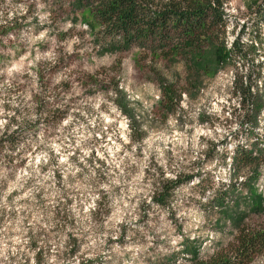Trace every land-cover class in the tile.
I'll use <instances>...</instances> for the list:
<instances>
[{"label": "rangeland", "instance_id": "1", "mask_svg": "<svg viewBox=\"0 0 264 264\" xmlns=\"http://www.w3.org/2000/svg\"><path fill=\"white\" fill-rule=\"evenodd\" d=\"M258 3L226 0L225 25L218 40L195 53L201 64L194 73L187 58H166L150 42L127 45L122 37L113 40L94 17V0L0 1V11L6 13L0 16V24L6 25L0 30V120L6 121L0 134L10 117L17 126L10 125L9 132L18 127L17 146L0 155V198L13 184L23 183L24 189H13L7 196L11 204L32 187L35 179L22 172L34 176V169L43 175L51 168L55 187L64 193V199L54 204L45 199L44 188L35 193V208L45 216L51 213L49 222L55 227L45 230L37 225L36 231L24 221L31 238L28 248L39 249L41 264L52 255L58 261L78 259L79 264H182L190 259L189 246L206 257L233 242L242 224L264 229V162L236 174L228 158L241 147L264 159V114L257 126H251L250 105L244 100L248 87L264 94V14L256 11ZM214 43L230 52L223 56L225 62L217 58ZM101 114L113 122L84 146L104 144L114 133L122 146L116 159L123 161L117 168L95 151L87 158L96 172L92 194L98 193L100 199L87 217L78 200L77 218L69 209L70 196L80 193L63 186L64 166L51 145L79 124L101 131ZM69 117L72 120L65 126ZM93 117L97 128L88 123ZM122 123L127 128H121ZM100 150L107 159V148ZM45 152L48 164L37 165L36 155ZM80 155L77 149L70 161L78 163ZM175 175L191 180L176 190L171 210L152 205L149 195L154 185ZM82 178L78 173L76 178L69 176V182ZM100 184L108 185V190ZM32 214L19 213L29 219ZM16 216V211L0 206V228ZM62 233L67 240L53 252L48 241L59 243ZM89 236L96 245L84 249ZM41 238L43 247L38 243ZM19 256L22 264H31L27 252ZM0 264H18L17 256L0 257ZM250 264H264V253Z\"/></svg>", "mask_w": 264, "mask_h": 264}, {"label": "trees", "instance_id": "2", "mask_svg": "<svg viewBox=\"0 0 264 264\" xmlns=\"http://www.w3.org/2000/svg\"><path fill=\"white\" fill-rule=\"evenodd\" d=\"M1 1V0H0ZM257 12L264 14V0H258ZM94 17L107 30V34L122 37L127 45L132 42H150L166 58L182 56L188 59V68L195 73L201 64V59L194 56L208 46L213 40H218L220 28L225 25L223 5L226 0H166L155 3L152 0H94ZM257 3V2H253ZM0 16L6 13L0 11ZM6 28L0 24V30ZM217 47V58L225 62L230 52L223 45L214 43ZM217 59V60H218ZM227 59V57H226ZM227 62V61H226ZM244 100L250 105L247 118L251 126H257L258 118L264 114V94L247 88ZM17 126L14 117L9 118V124L0 134V155L4 149L13 150L17 146L16 129L9 132L10 125ZM142 136L140 135V138ZM231 166L236 174L243 170L259 168L264 162L256 155L238 147L231 156ZM191 177L175 175L172 178L158 181L149 195V202L161 209L171 210L173 196L177 189L188 183ZM221 195H216V199ZM215 199V200H216ZM95 212L93 213V215ZM189 261L182 264H250L252 259L264 253V229L251 228L242 224L234 241L217 247L210 255L202 257L198 249L187 247ZM41 253H36L37 264H41ZM180 264V263H178Z\"/></svg>", "mask_w": 264, "mask_h": 264}, {"label": "clouds", "instance_id": "3", "mask_svg": "<svg viewBox=\"0 0 264 264\" xmlns=\"http://www.w3.org/2000/svg\"><path fill=\"white\" fill-rule=\"evenodd\" d=\"M243 23V21H241ZM41 35H44L42 33ZM158 98V97H157ZM104 117V126L102 127L101 131H90L84 124H79L78 127L72 128L67 134L64 135L63 139L60 143H53L51 147L53 148L55 154L59 157L58 163L59 165H63L64 167L61 170V175L63 177V186L69 189H74L77 192L80 193V196L78 197L75 194H72L70 198L73 200V204L69 206V209H72L75 211L77 218L81 215V210L77 209L76 204L79 200V203L83 205L82 212L87 217V214L91 211L96 209V201L100 199L99 194L96 195L92 194V185L91 181L96 176V172L93 168H91L87 164V158H89L93 151H95L96 156L104 160L106 164H112L115 163L116 167H120V163L123 161V157L120 158L119 161L116 159V153L121 150V145L117 143V141L113 138V135L107 136V142L98 146H84L85 142L92 140V137H101V132H104L107 128V125L112 123L113 121L104 114H101ZM72 120V117H69L66 119L63 123L64 125H68L70 121ZM6 123V121L0 120V127L3 126V124ZM89 125L92 126V128H97V122L96 118L93 117L91 120H89ZM121 128H127L126 123L120 124ZM83 129V131H81ZM163 136V134H161ZM75 138V142L73 143V139ZM120 138L124 140L125 143H128L127 137L123 135V133L120 134ZM160 138V137H158ZM167 139V137H164ZM101 148H107L108 158L106 159L104 152H102ZM79 149L81 155L77 157L78 163H72L70 161V157H72L76 150ZM62 150H67L66 154H62ZM134 150V148H133ZM129 153L125 152L124 156H128ZM43 161L45 164H48L49 162V156L45 153L37 154L35 157V163L37 165L40 164V162ZM78 164H83L85 168H88V172L84 173V170L78 166ZM96 168H99V164H95ZM121 171H123L121 169ZM35 175L29 171H23L22 176L28 177V178H34L35 183L32 187L27 188L22 192L21 195L16 196L11 204L7 203V196L13 191V189H24V184H13L11 187L7 189L5 192V195L0 198V206H3L5 208H8L9 211H16L17 216L13 218H9L6 221V224L4 228H0V257H2L4 260H8L9 253L12 255L17 256V262L18 264H22V261H20L19 253L27 252L31 264H37L35 256L36 251L29 250L28 245L30 243L31 238L27 236V232L29 231V227L25 225L24 221H28V225L31 226L34 230L38 231L39 228L37 225H40L45 230H50L51 228L55 227V224L50 223L49 219L51 216V213H48L47 216L43 214L42 210H37L35 208V205L38 203L35 199V193L40 190V188L45 189V199L48 200L50 204H54L56 202V199L63 200L64 199V193L61 192V189L56 188L55 185L57 181L54 178L53 170L50 168L49 171L43 175H41L39 169H34ZM78 173H83L82 179H76V182L70 183L69 182V176L76 178ZM18 180L20 177L17 178ZM51 183H45L47 181H50ZM99 188L104 189L105 191L108 190V185L106 184H100ZM50 190V191H49ZM28 199L32 203L29 204H21V200ZM28 211L30 213H33L31 218L26 216H21L19 213ZM119 222V221H118ZM68 231H72L71 228L68 229ZM14 233V234H9ZM59 243L56 240L48 241L53 245L52 251L55 252L57 247H62L64 242L67 240L66 233L59 234ZM90 243L87 245H83V248H90L94 247L96 245V240L92 239L91 236H89ZM180 239V238H179ZM38 243L41 247L44 246L45 240L44 238H41ZM131 250V249H130ZM89 258H93L92 254H90ZM73 261L75 264H79L78 259L74 260H57L55 255L52 256H46L45 262L46 264H73Z\"/></svg>", "mask_w": 264, "mask_h": 264}]
</instances>
